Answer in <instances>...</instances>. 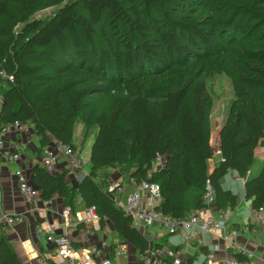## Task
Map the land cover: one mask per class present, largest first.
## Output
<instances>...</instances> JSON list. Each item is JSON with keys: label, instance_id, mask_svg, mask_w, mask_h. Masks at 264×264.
<instances>
[{"label": "trees", "instance_id": "obj_1", "mask_svg": "<svg viewBox=\"0 0 264 264\" xmlns=\"http://www.w3.org/2000/svg\"><path fill=\"white\" fill-rule=\"evenodd\" d=\"M1 72L12 79L0 76V130L29 124L40 152L50 139L75 151L77 123L84 141L97 130L87 174L74 186L70 169L50 174L40 166L31 183L72 214L95 207L112 258L116 242L136 260L150 246L107 192L116 167L124 181H140L160 159L151 181L165 215L204 207L206 181L215 208H235L237 195L222 186L230 171L244 181L251 207L264 206V0H0ZM221 74L233 100L209 172L212 97L204 78ZM0 264H22L3 232Z\"/></svg>", "mask_w": 264, "mask_h": 264}, {"label": "built area", "instance_id": "obj_2", "mask_svg": "<svg viewBox=\"0 0 264 264\" xmlns=\"http://www.w3.org/2000/svg\"><path fill=\"white\" fill-rule=\"evenodd\" d=\"M0 76L8 80L12 79L3 72L0 73ZM30 132H32V127L29 124L17 120L2 127L0 130V157L10 163L19 162L21 159L19 153H14L12 149L6 147L5 138L10 133L26 135ZM59 154L67 158L70 167L83 169L84 163L80 157L76 156L75 151L53 139H50L48 145L42 150L39 158L40 167L53 174L55 172L54 163ZM153 166L154 168L147 173L146 178L140 181L133 178L122 181L121 176L117 179L110 177L108 180L107 192L112 195L116 206L131 218L132 225L142 234L155 227L165 230L169 235L183 233L185 239L190 237L189 234L197 237L202 233L222 239V234L226 231L229 210L218 211L217 218L213 216L215 191L209 181H206L204 187V207L181 217L165 215L158 210L161 201L160 187L151 181L153 174L162 168V161L157 159ZM113 172L119 174V168L116 167ZM86 174L87 172L83 171L79 180ZM14 176L18 181V189L24 201L29 205L41 203L43 206L42 211L38 209L40 221L37 223L34 233L37 237L44 239L52 248L48 254L35 255L32 258L30 255L34 252H27L23 248L29 261L33 259L36 264H115L116 261L128 258V247L121 242H116L113 250L111 249L113 258L111 257V243L106 241V232L100 230V219L96 214L95 207L84 208L72 214L70 207L61 206L56 212L57 219L53 222L46 221V208L50 207L52 199L41 198L39 191L32 186L21 168L16 169ZM126 188H130V191L126 192ZM253 214L256 222L264 224V206L253 209ZM20 220L21 216L19 215L0 214V234L6 233ZM71 231H74L76 236L83 238L100 235L101 239L87 246L75 247V244L80 242L70 238L69 232ZM229 235L231 238H235L237 232L232 231ZM217 250L218 247L215 246L214 251ZM240 253L244 257L243 260L231 256L219 261L211 251L202 256L199 264H252L251 253L244 251ZM136 261V264H185L179 249L155 246L154 244H150Z\"/></svg>", "mask_w": 264, "mask_h": 264}, {"label": "crops", "instance_id": "obj_3", "mask_svg": "<svg viewBox=\"0 0 264 264\" xmlns=\"http://www.w3.org/2000/svg\"><path fill=\"white\" fill-rule=\"evenodd\" d=\"M1 102V100H0ZM220 115V114H219ZM227 114L222 118H213V113L210 116V144L215 150L212 159L208 161L209 172L220 161L219 148V130L225 122ZM220 117V116H219ZM5 145L8 149H12L14 153H19L20 161L10 163L5 158L0 157V214H13L21 216V220L10 228L5 234L10 239L13 249L22 264H36L35 260H28L24 249L27 252L35 255L43 256L48 254L52 249L44 239L35 235V227L40 221L38 209L43 206L41 203L27 204L22 198L19 189L18 181L14 176L16 169L21 168L27 175L29 182H32V168L39 165V158L42 152L39 150V139L34 132L29 134L10 133L5 138ZM261 152V151H260ZM76 156H79L77 149ZM55 172L60 173L63 169H70V173L66 177V182L69 186H74L83 171L87 172L83 164V169H74L70 167L67 158L59 154L54 163ZM112 179H117L120 175L111 172ZM122 181H124L122 179ZM32 184V183H31ZM244 181L239 178L235 172H228L222 179V186L235 193L238 197V202L235 208L229 210L228 219L226 222V231L222 234V239H216L209 234H200L197 237L189 234V238L185 239L184 234L178 232L175 235H169L165 230L160 228L148 229L143 235L150 244H159L168 248H177L182 252L183 259H193L192 264H199L203 255L214 252L216 260L223 261L232 256V253H240L241 251L251 253L252 264H264V224L255 221L253 208L250 201L244 196ZM130 188H126L129 192ZM191 200L186 197L184 205L189 207ZM61 208V202L58 197L52 198L50 207L46 208V221L53 222L57 219L56 212ZM213 216L218 217L219 210L214 207ZM42 211V209H41ZM191 212H188L190 214ZM186 214V215H188ZM235 231V238L230 237V232ZM70 238L78 240L80 243L77 247L87 246L91 243L100 241L101 237L83 238L76 236L74 231L69 232ZM109 236V235H107ZM107 241V237H106ZM108 243V242H107ZM83 244V245H82ZM218 250L215 252L214 247ZM136 259L132 256L116 261L115 264H133Z\"/></svg>", "mask_w": 264, "mask_h": 264}, {"label": "rangeland", "instance_id": "obj_4", "mask_svg": "<svg viewBox=\"0 0 264 264\" xmlns=\"http://www.w3.org/2000/svg\"><path fill=\"white\" fill-rule=\"evenodd\" d=\"M258 1L261 2V0ZM62 4L63 3H61L60 5ZM59 6L52 9L45 8L42 11L35 13L34 18L49 17L52 15V13L59 9ZM204 82L212 97L213 118H222V113L223 116L228 113L230 103L233 100L231 80L226 74H221L214 76L208 75L204 78ZM96 131L97 130L94 129L84 141V135L82 134V125L80 123H77L75 126L73 134V144L77 149L86 169L89 168V153L95 139ZM152 168H154V166ZM107 242L111 243L110 236H107Z\"/></svg>", "mask_w": 264, "mask_h": 264}]
</instances>
